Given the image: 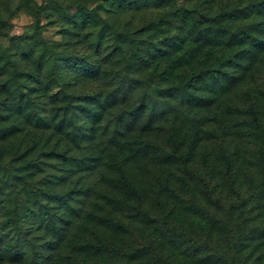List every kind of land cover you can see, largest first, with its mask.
<instances>
[{"label": "trees", "instance_id": "16d2710c", "mask_svg": "<svg viewBox=\"0 0 264 264\" xmlns=\"http://www.w3.org/2000/svg\"><path fill=\"white\" fill-rule=\"evenodd\" d=\"M149 5L145 7L151 9L143 11L139 19L143 32L155 31L162 37L156 44L151 39L143 42V49L138 40H128L126 32L115 29L110 39L112 49L104 50V54L100 35L93 38L81 32L67 33L70 39L63 44V53L69 62L75 60L76 72L66 66L64 74H76V85L86 82L88 92L51 91L46 86L52 75L43 73V62L31 60L30 67L22 66V60L28 56H22L19 50L0 55V76L3 73L9 76L0 81V179L11 178L12 182L11 191L0 185V196L24 190L18 182H28L31 188H44L46 192L50 186H68L76 178L75 182L83 185L80 192L86 197L93 186H99L100 180H106L108 186L99 194L104 204L96 209L91 207L94 199L85 201L86 207L76 219L45 218L31 212L20 220H0V264H23L26 257L21 245H35L36 240L43 238L51 245L60 244L55 248L62 247L61 264H174L178 259L183 264H218L210 254L204 253L211 250L205 243L202 242L206 250L198 244L181 250L179 243L177 246L166 237V233L177 238L183 236L169 226L173 215L195 216L190 221L184 218L185 228L189 230L195 221L206 235L204 241L213 238L214 233L222 240L228 231L225 221L210 218L206 212L207 218H201L200 206L196 208L193 202L180 200L173 189L175 182L186 183L189 176L193 154L186 151L193 152L199 145L208 149L215 141L209 133V127L212 128L209 109L201 112L193 100L199 97L211 103V98L201 94L205 87L194 85L187 77L194 74L204 79L209 72L229 67L238 55L249 52V44L264 42V35L252 29L254 23L261 22L264 0H197L196 8L192 9L196 22L190 27L184 15H181L182 25L174 24L180 15L169 8L171 0ZM138 11L139 7L121 6L111 13L116 22L125 15L132 17L130 23H133ZM0 23L5 24L1 10ZM242 29H250V39L235 40ZM35 31L40 32L38 24ZM13 38L23 41L25 37ZM81 45L85 58L78 51ZM93 45L97 47L95 52L89 51ZM123 47L133 52L129 58L121 56ZM137 49L141 51L135 54ZM259 53L255 51V59L246 62L243 71L253 68ZM81 58L82 62L78 63ZM9 65L11 72L5 73L3 68ZM243 77L241 73L240 79ZM216 91L212 89L213 93ZM25 98L26 107L22 104ZM150 106L152 112L146 115ZM192 106L194 111L182 109ZM27 108L29 115L28 111L25 113ZM246 113L252 131L264 138L255 105L248 106ZM82 120L87 123L84 128L72 133L75 122ZM233 148L239 149L237 140ZM260 164L264 165V154ZM143 166L154 169L153 180L138 186L135 177V191L129 173ZM231 166L230 162L228 169ZM91 178H95V184L86 185ZM211 186H215L214 181ZM132 192L142 199L134 205L129 202ZM46 194L55 197L53 193ZM154 194L160 199L173 200L167 212L156 213L166 202L149 203ZM5 201L0 199V204ZM37 205L38 209L44 207L42 203ZM14 210L12 216H19L21 207L15 205ZM254 242L260 254L250 264H264V233L236 243L242 252ZM219 246L220 243L216 245Z\"/></svg>", "mask_w": 264, "mask_h": 264}, {"label": "rangeland", "instance_id": "374dc122", "mask_svg": "<svg viewBox=\"0 0 264 264\" xmlns=\"http://www.w3.org/2000/svg\"><path fill=\"white\" fill-rule=\"evenodd\" d=\"M159 1L0 0V10L3 12L5 20V24L2 25L0 23V55H11V53L22 51V56H28L27 59L24 57L25 59L22 60V66L29 65L30 67L29 63L31 60L43 62L45 65L43 73L45 74L47 71L52 75V79L48 80L46 86L50 87L51 91L88 92L90 88L89 85L88 87L86 86V82L80 86L76 85V74H74L75 76L73 74H64L66 72L64 67L66 66L76 72L75 60L69 62L63 53L65 49L63 44L70 39L67 33L76 34L81 32V35H90L93 38L100 35V39L103 41L102 53L104 54L106 53L104 50L112 49L110 39L113 35L112 31L115 29L126 32L128 40H138L143 49L145 47L143 42L146 43L153 40V43L156 44L157 39L162 37V34H155V31L144 33L142 23L139 22L142 12L151 9H147L145 6H150L149 4ZM196 1L171 0L172 6H169V8L173 11H178L180 15V18L174 22L175 25H182L181 15L186 17L189 27L196 22V14H192V9L196 8ZM168 2L169 0H166V3ZM121 6L126 9L139 7L138 18L133 23H130L132 17L124 15L119 22H116L111 12ZM84 9L95 10H93L94 12H86ZM197 14L198 18H200V11ZM260 19L261 22L254 23L252 29L256 30L259 35H264V12ZM199 20L203 21L202 19ZM36 24L40 27L39 33L35 31ZM235 26L236 24L233 27ZM249 31L250 29H242L234 39H250ZM14 36H24L25 38L20 41L13 38ZM150 36L152 37L149 38ZM76 39H79V36ZM81 47L83 46L81 45L78 51L85 58L86 53H83V48ZM248 47L250 49L249 52L245 51L238 55L235 62L229 67L226 66L219 71L209 72L204 79L194 74L187 77L194 85L205 87L201 94L211 98V103L205 98L197 97L193 100L201 112L204 109H209V123L212 127H209V130H211L209 133L214 137L212 140L215 141L210 144L208 149H204L202 145H199V148L193 152L187 153L186 151V154H193V161L188 166L189 176L186 183L175 182L173 189L180 195V200L191 201L196 208L200 206L201 210L199 213H201V218H207L208 215L210 218L225 221L228 231L225 233L224 238H221L222 240H218L217 235L214 233L213 238L208 239L207 237L204 241L203 238L206 235L195 224V221H192L189 230L185 228L187 227V221L184 218L190 221L195 216L190 218L173 215L169 221V226L174 233L183 234V236L177 238L166 233V237L174 241L177 246L179 243L181 250L187 247L193 248L196 244L206 250L203 245L205 243L211 250H207L208 252L204 253L210 254L212 260L218 261V264H250L255 261L260 254V248L255 246L256 242L247 246L242 252L239 251V245L236 242L238 240L247 241L248 237L252 239V237L264 233V165L260 164V157L264 154V138L260 133L252 131L253 128L246 113L248 106L250 107L254 104L264 130V42L260 44L258 42L251 43ZM96 49V45H93L89 51L95 52ZM140 51L137 49L135 54L140 53ZM255 51H260L256 58V64L248 72L243 71L246 62L255 59ZM131 53L133 52L124 47L121 50L122 57L129 58ZM83 58L78 59V63H81ZM201 67L199 66V68ZM10 68L12 69V66L9 65V68L4 67L3 70L5 73H10ZM27 69L29 70L30 68ZM241 73L244 74L242 79H240ZM8 78L9 76L3 73L0 76V81ZM70 81H72L71 86L69 84ZM22 83H25V81ZM72 84L75 85L73 86ZM213 88L217 90L215 93L212 92ZM165 91L168 92V90ZM206 103L208 106L205 107ZM22 104L24 107L27 106V98L23 99ZM58 106L61 107V105ZM182 109L195 110L193 106L182 107ZM28 110L29 108L25 109V113ZM151 112L152 107L150 106L145 114L147 115ZM29 114L31 113L28 111ZM84 121L87 122L88 120L84 119ZM84 121H76L75 125H73L72 133L76 134L75 130L81 127L83 129L84 123L87 124ZM114 122L112 120L111 125ZM102 136H104V133ZM236 140L239 143V149L237 150L233 148V143ZM183 158L186 157L183 156ZM230 162L232 166L231 169H228ZM233 165H235V171H232ZM180 167L183 169L182 165ZM129 175L133 184L132 187L136 191L135 177L138 180V186H145L146 182H152L154 169L143 166L139 167L138 171L133 169ZM97 176L99 174H95V177ZM75 181L76 178L63 188L60 186L46 188V192L55 194V197L52 195V198L46 194L43 190L44 188L39 189L36 187L35 190L31 188L28 182H25V184L18 182L19 188L24 190L13 191L6 197L0 196V199H6L5 203L0 204V220L11 218L20 220L21 217H29L31 212L42 214L45 218L76 219L77 215L82 213L83 207H86L85 201L94 199L95 203L91 207L96 209L104 204L99 194L102 189L105 191L108 187L106 180H100L99 186H93L87 197L83 195V192H80L83 185L80 186ZM211 181L215 182V186H211ZM85 183L86 185L95 184V178H91ZM11 184V178L10 180L5 177L0 179V185L7 191L12 190ZM116 184L121 188L119 183ZM156 190L154 189V191ZM92 194L95 195L92 196ZM140 200L142 199L138 197V194L136 196L135 192H132L129 202L134 205ZM148 201L149 203L166 202V205L156 212L163 214L170 208L173 200L160 199L154 194L152 199H148ZM37 203H42L44 207L38 209ZM125 204L127 205V203ZM15 205L21 207L19 216H12V214H15ZM94 209L91 208V210ZM218 243H220V246L217 248L216 245ZM58 245L60 244L51 245L49 240L44 238L36 240L35 245H21L20 249H23L22 253L26 257V262L23 264H61L63 251L62 247L55 248ZM18 246L17 244V248ZM244 260H248V262ZM174 264L183 263L178 259V262Z\"/></svg>", "mask_w": 264, "mask_h": 264}]
</instances>
